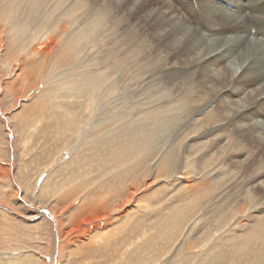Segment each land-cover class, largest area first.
<instances>
[{
  "label": "rangeland",
  "instance_id": "rangeland-1",
  "mask_svg": "<svg viewBox=\"0 0 264 264\" xmlns=\"http://www.w3.org/2000/svg\"><path fill=\"white\" fill-rule=\"evenodd\" d=\"M45 7L39 9L23 27L21 22L33 10L31 5L7 7L0 16V264H212L201 255L213 243L221 242L227 226L228 230L232 228L231 233H239L242 215L232 219V226L222 221L218 229L214 223L219 217L212 215L217 207L210 206L207 198L180 197L186 194L182 191L186 184H175L176 169L169 174L162 171L153 174V169L147 166H136L143 156L139 152L123 153L124 156L115 151L108 156L106 154L110 152L99 155L92 144L77 150L78 144L85 143L84 130H90L91 125L99 123L98 120L117 114L118 118L123 116L114 127L123 122H129L127 127L136 125L130 122L129 111L125 109L137 100L141 103L145 101L147 94L140 87L144 66L129 57L127 48L120 46L123 40L116 32L113 36L107 35L110 20L102 34L104 36L96 31L89 33L88 27H85L88 23H83V35L59 42L60 49L63 44L77 49L78 56L86 63L96 64L94 68L98 70L90 75V80L98 81L100 74L104 73L106 82H103L109 86L113 81L115 85L110 87L115 86V91L114 95L106 98L107 102H112V112L101 113L100 110L99 113L91 94L87 102L78 101L74 95L79 90L71 89L67 84H73L72 80H68L71 73L79 75L82 70L69 72L71 64L57 65L63 53L59 52V48L43 56L32 50L31 46H35L37 38L41 34L45 36L50 29L49 5ZM64 8L60 5L58 11L51 15ZM74 10L71 14L78 16V10ZM91 15L89 13L88 16ZM124 31L122 27L121 35ZM113 77L115 79L111 80ZM75 78L78 79V76ZM108 80H111L110 84ZM69 91L73 94H62ZM108 107L105 106L104 110ZM146 107L140 104L136 108L141 111L132 117L142 115ZM136 108H132L131 112H136ZM175 132L174 129L170 131L167 144L175 137ZM99 135H89L86 140H93ZM69 158L73 164H70L71 161L68 164ZM106 158L117 165L111 168ZM198 163L197 159L191 162L196 171H199ZM112 173H119L124 182L116 183ZM110 189H117L119 195H123L110 200L109 206L96 204L98 207L93 209L83 207L87 196L96 199ZM131 192L136 193L131 203L122 204ZM112 197L113 194L103 196L107 200ZM119 202L121 206L117 207ZM209 206V210L213 207L214 212L208 210ZM35 207H44L50 218L44 214L34 217ZM68 230L70 233L66 234ZM150 242L155 244L150 247ZM224 242L227 247L219 251L218 261L212 259L214 264H246L250 260L253 263L261 257L258 246H251L248 250L241 243L240 247H234L223 239ZM148 243L149 247L146 246Z\"/></svg>",
  "mask_w": 264,
  "mask_h": 264
},
{
  "label": "bare ground",
  "instance_id": "bare-ground-1",
  "mask_svg": "<svg viewBox=\"0 0 264 264\" xmlns=\"http://www.w3.org/2000/svg\"><path fill=\"white\" fill-rule=\"evenodd\" d=\"M27 5H31L33 10L24 16L22 27L39 9L49 5L50 29L45 36L40 30L35 46H31L38 56L60 49L61 41H71L83 35V23H88L85 27H88L89 33L96 31L104 36L102 34L110 22L107 35L113 36L116 32L123 40L120 46L127 48L129 57L144 66L140 87L147 94L145 101H132L131 106L125 109L129 111L130 122L136 125L127 127L129 122H123L114 127L123 116L118 118L117 114L98 120L99 123H92L90 130H84L85 143L78 144L77 150L92 144L99 155L110 152L106 154L108 156L114 151L122 156L123 153L139 152L143 156L136 166H147L153 169V174L159 171L169 174L176 169L175 181L178 183L175 184H186L185 190H182L186 194L180 197L195 200L205 197L210 206L217 207L215 212L213 207L210 210L208 207L211 213L214 212V217H219L215 227L219 229L222 221L232 226V219L242 215L239 233H231L232 228L228 230L227 226L221 242L210 245L201 258L212 264V259L218 261L219 251L227 247L224 239L234 247H240V243L248 250L254 245L260 247L261 259L258 257L259 261L252 263L250 260L246 264H264V0H0V16L7 7ZM60 5L62 8L66 5L63 12L51 15L58 11ZM73 9L78 10V16L71 14ZM89 13L92 15L88 16ZM122 27L125 31L121 35ZM62 46L59 50L63 51L61 61L58 59L57 65L71 64L69 72L82 70L79 75L71 73L68 77L73 84L67 86L79 90L74 98L87 102L91 94L99 113L100 110L101 113L112 112V102H107L106 98L115 91V86L110 87L115 83L112 81L106 86L104 73L100 74L98 81L90 80V75L98 70L94 68L96 64L86 63L74 47L68 44ZM77 76L78 79L75 78ZM111 80H108L109 84ZM62 94L70 96L73 93ZM140 104L147 107L140 117L137 114L139 118H133L141 111L136 108ZM105 106L111 107L110 110L109 107L104 110ZM134 107L137 111L132 113ZM111 126L114 128L110 129ZM172 129L176 130L175 137L167 144L166 138L173 134L170 133ZM96 134L101 135L86 140L87 136ZM193 159L198 160L199 171L191 165ZM107 161L111 168L117 165ZM69 163L73 164L71 158ZM119 176V173H112V179L122 184L124 180ZM135 192H131L122 204L127 205L135 197ZM110 194L114 197L109 200L103 198ZM122 195H119V190L110 189L96 199L87 196L83 207L93 209L98 207L96 204L109 206L110 200ZM106 205L104 207L107 208ZM120 206L121 202L117 207ZM34 212V217L44 214L50 218L44 207H35ZM69 233L68 230L66 234ZM154 244L150 242V247ZM146 246L149 247V243ZM200 261L198 263L204 260Z\"/></svg>",
  "mask_w": 264,
  "mask_h": 264
}]
</instances>
